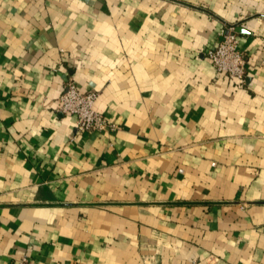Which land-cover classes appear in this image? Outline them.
I'll list each match as a JSON object with an SVG mask.
<instances>
[{
  "label": "crops",
  "instance_id": "0c3cea01",
  "mask_svg": "<svg viewBox=\"0 0 264 264\" xmlns=\"http://www.w3.org/2000/svg\"><path fill=\"white\" fill-rule=\"evenodd\" d=\"M233 25L244 79L206 55ZM116 128L79 132L65 82ZM264 264V0H0V264Z\"/></svg>",
  "mask_w": 264,
  "mask_h": 264
},
{
  "label": "built area",
  "instance_id": "2783aa9c",
  "mask_svg": "<svg viewBox=\"0 0 264 264\" xmlns=\"http://www.w3.org/2000/svg\"><path fill=\"white\" fill-rule=\"evenodd\" d=\"M239 36L235 26L228 25L219 32L217 44L206 51L217 72L230 78L243 80L245 77L246 55L240 49ZM98 93L96 91H80L72 79L65 82L58 97L57 110L62 114L75 117L76 129L79 132L112 131L115 125L107 122L104 116L94 109ZM15 264H37L28 256L22 255Z\"/></svg>",
  "mask_w": 264,
  "mask_h": 264
}]
</instances>
